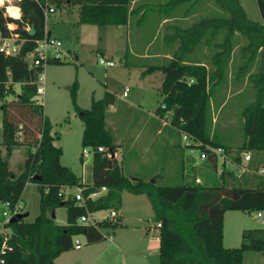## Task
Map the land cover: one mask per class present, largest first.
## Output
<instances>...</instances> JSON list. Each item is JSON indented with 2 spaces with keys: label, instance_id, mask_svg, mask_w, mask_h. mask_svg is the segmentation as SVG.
I'll return each mask as SVG.
<instances>
[{
  "label": "trees",
  "instance_id": "16d2710c",
  "mask_svg": "<svg viewBox=\"0 0 264 264\" xmlns=\"http://www.w3.org/2000/svg\"><path fill=\"white\" fill-rule=\"evenodd\" d=\"M255 1L260 22L249 19L239 0H166L153 6L157 14H163L165 23L177 19L180 10L183 16L193 14L203 3H212L218 9L186 27L166 25L162 44L172 50L162 63L141 59L130 63L142 68L143 74L161 72L162 100L155 116L167 120L179 137L181 134L189 137L191 144L184 148L205 151L208 155L205 161L213 169V179L197 183L196 178L191 182L183 178L175 186L157 185L155 179L146 181L126 176L122 164L97 151L112 148L116 152L114 137L106 127L107 111L115 105L116 96L104 91L101 99L92 98L89 109L81 110L75 103L77 84L74 82L70 92L74 111L82 122L81 147L92 152L91 183H82L81 178L60 164L62 151L54 144L58 137L44 115L43 106L34 100L38 77L44 67L29 66L25 61L45 36L42 11L45 5L55 10L66 5L76 7L79 25L119 27L128 26L131 18L141 11L132 8L134 0H19L16 4L20 9L19 19L8 17L4 7H0V38L17 35V43L21 42L17 55L6 57L0 53L1 146L4 149V154L0 151V205L8 204L10 210L18 208L23 215L14 224H6L10 231L6 239L0 236V260L4 264H54L61 254L74 249L76 236H84L88 245L104 241L100 229L119 226V219L94 225L80 224L78 220L101 211L120 210L122 191L147 196L155 212L154 221L160 225V264H243L246 251L264 252V230L261 229L244 230L237 248L223 246V221L227 211H264V174L258 175L256 186L234 184L239 181L234 171L223 163L217 174V157L207 149L229 151L215 140L210 111L211 100H217V90L227 92V75L234 73L233 86L247 79L254 89V101L241 113L243 140L233 161L240 164V154L249 153V167H253V157H259L258 169L264 171V0ZM138 22L142 23V19ZM30 27L34 29L33 36L28 35ZM153 37L147 41L152 42ZM128 55L132 56L126 51V64ZM47 64L64 63L52 59ZM255 64L256 71H253ZM15 84L21 86L20 95L14 101H5ZM216 105L221 107L222 103ZM20 146L27 148L26 157L14 173L8 161L12 151ZM29 183L36 184L40 191V214L31 223L24 221L27 214H22L18 206ZM101 187L107 189L106 194L97 200L87 199L89 193ZM67 188L80 189L85 204L80 205L74 196H66ZM60 207L65 209V225H58L51 218Z\"/></svg>",
  "mask_w": 264,
  "mask_h": 264
},
{
  "label": "rangeland",
  "instance_id": "374dc122",
  "mask_svg": "<svg viewBox=\"0 0 264 264\" xmlns=\"http://www.w3.org/2000/svg\"><path fill=\"white\" fill-rule=\"evenodd\" d=\"M166 0H134L133 9L140 8V12L131 18L129 30L122 38H115L113 26H91L75 24L76 7L65 6L56 9L46 20V28L51 31V38L61 42L60 48L62 65L47 64L38 79L39 86L43 87V94L36 95L35 101L43 106L44 115L50 120L53 133L58 137L55 146L62 151L60 164L69 168L84 184L91 183L92 152L85 148L88 156L83 153L81 147L82 122L74 111L70 87L77 84L75 103L81 110L90 108L92 98L99 100L104 91L113 93L117 98L119 93L128 88L129 99L144 103L145 113L136 109H127L122 103L110 108L107 119L113 121L112 135L114 141L122 143L116 145V160L122 164L123 173L126 176L136 177L151 181L155 179L157 185L175 186L181 184L183 178L191 182L199 178L203 182L214 178V172L206 161L199 160L198 149L184 148V142L177 134H173L171 143L167 145V135L156 134L153 126H143L141 123L151 113V102L156 108L161 104V96L155 91L145 92L143 86L156 88L160 86L161 74L159 71L143 74V69L133 66L132 56L128 55L125 63V50L129 53L131 46L137 41H147L153 37L149 49H159L170 56L172 48L163 46L166 25L177 24L186 27L201 16H207L218 9L212 3H203L193 13V16H183V10L178 12L177 19L163 22V14H157L153 7L157 3ZM245 9L249 19L260 22L261 18L255 0H239ZM16 0L4 2L6 8L16 7ZM151 5V6H150ZM188 6V5H187ZM185 6V8L187 7ZM156 7V6H155ZM184 7H181L183 9ZM145 12L142 18V13ZM12 18V17H11ZM14 19V18H13ZM142 19V23L138 22ZM13 29V28H9ZM242 41L239 42V45ZM137 48L136 46H134ZM124 55V56H123ZM98 57L114 64L113 68L99 65ZM31 63V57L26 58ZM257 64L252 68L256 71ZM227 92L217 90L215 98L211 100L212 132L215 133L216 142L228 147L225 156L229 161L237 155L242 140L241 113L246 106L254 101V89L244 79L237 87L232 84L234 73L227 75ZM13 92L5 97V101L11 102L17 99L21 93V86L15 84ZM221 104V107L217 106ZM0 101V109H1ZM149 110V111H148ZM154 110V109H153ZM167 121V120H165ZM164 122V121H163ZM169 122H166V125ZM1 110H0V151L1 146ZM181 145V147H180ZM179 146V147H177ZM27 148L17 147L9 158V169L17 173L19 166L26 157ZM253 157V156H252ZM250 168V162L242 167L229 165L239 180L234 184L256 186L258 158ZM258 159V160H257ZM217 174L221 171V159L218 158ZM257 161V162H256ZM183 163V164H182ZM234 164V163H233ZM122 166V165H121ZM226 167V165H225ZM246 181V182H245ZM77 189H65L66 196H74ZM40 191L36 184L29 183L25 186L18 206L22 214H27L24 221L31 223L40 214ZM6 210L0 205V213ZM120 225L116 227H102L101 234L105 240L88 245L84 236H76L73 243L79 241L80 250H71L61 254L55 259L54 264H160L158 256V228L154 221L155 212L145 194H131L127 191L121 193ZM258 213L261 219H258ZM108 211L93 214L95 221H101ZM55 223L65 225V209L60 207L54 211ZM0 221L2 218L0 216ZM106 221V220H103ZM115 222L117 219L114 220ZM2 227L0 226V232ZM264 230V211L238 212L227 211L223 221V246L225 248H237L241 244V234L244 230ZM243 264H264V252L246 251L243 256Z\"/></svg>",
  "mask_w": 264,
  "mask_h": 264
},
{
  "label": "built area",
  "instance_id": "2783aa9c",
  "mask_svg": "<svg viewBox=\"0 0 264 264\" xmlns=\"http://www.w3.org/2000/svg\"><path fill=\"white\" fill-rule=\"evenodd\" d=\"M42 11H43L44 19L46 21L51 14L55 13L56 10L52 6L47 7V5H45L42 8ZM17 39H18L17 35H12L11 37L5 38V39L0 38V53L6 57L17 55L20 52V48H21V42L17 43ZM61 47H62V44L60 41H58L57 39H53L49 35L45 34V36L40 41L37 42L36 48L34 49V51L25 57V61H26V58L29 56V57H31V63H28L29 66L32 65V66H43L44 67L52 59L61 60V55L59 52ZM98 63H99V65H102L104 67H113V65H114L112 62L105 61V59L102 57H98ZM40 76L38 77V79L40 78ZM39 85L40 84H38L37 88H36V95H42L43 94L42 84H41V86H39ZM128 91H129L128 88H126L124 90V92L122 94L123 98L127 97ZM181 139L184 142V147H187L191 144V140L185 134H181ZM207 149L211 154L215 155L217 157V159L220 158L221 162H222L221 165L224 163L227 168L229 165H233L236 167L238 165V167L239 166L242 167L243 165L248 164L251 161V156L249 153H241L240 154V159H241L240 164H237L236 162L229 161V159L225 156V151L223 149L211 148V147H207ZM97 151L99 153H105V156L110 160H116L117 154L112 148H110V149L98 148ZM83 153L86 156H88V153L86 152V150H83ZM207 156L208 155L205 151H203V152L200 151L199 160L204 162L207 159ZM256 174L259 176H262L264 174L263 169H261V168L258 169L256 171ZM196 182L198 183L200 181L196 180ZM106 192H107V189L105 187H101L98 191L89 193L87 195V199L97 200L99 197L106 194ZM74 198L80 205L85 204L86 199H85V197H84V195L80 189L76 190ZM1 206L3 208H5L6 210H2L0 213V216L2 218V221H0V226L2 227L1 232H0V236H2L4 239H6L10 234L9 229L6 228V224L9 223L11 218L20 214V212H19L18 208H15L14 210H10L8 204H2ZM118 217H119L118 210L112 209V210H108L107 216L104 217L102 220L114 221L115 219H118ZM257 217H258V219H261V214L258 213ZM78 223L94 225L96 223V221L90 219L89 216H82L79 218ZM156 226H157V228H159L160 225L157 224ZM80 248H81L80 242L75 241L74 249L79 250ZM0 264H4L2 260H0Z\"/></svg>",
  "mask_w": 264,
  "mask_h": 264
},
{
  "label": "crops",
  "instance_id": "0c3cea01",
  "mask_svg": "<svg viewBox=\"0 0 264 264\" xmlns=\"http://www.w3.org/2000/svg\"><path fill=\"white\" fill-rule=\"evenodd\" d=\"M17 1H19V0H16V2ZM7 2H9V1H7ZM76 15H77V9H76ZM191 16H193V14L191 15ZM77 21H78V15L76 16V18H75V24H78L77 23ZM130 25V24H129ZM129 25L128 26H119V27H114L115 28V38H122V36L124 35V34H127L128 33V30H129ZM45 34L46 35H49L50 37H51V31L50 30H48L47 28H46V26H45ZM152 44V42H149V41H137L136 40V43H134L132 46H131V48H130V51H129V53L132 55V56H134L135 58H133L132 57V62H135L136 61V59H141V60H152V62L153 63H162L165 59H168L170 56L168 55V54H166L165 52H161V50H159V49H149L148 47H149V45H151ZM134 46H136L137 48H135ZM125 53H126V50H125ZM125 53H124V55H125ZM123 55V56H124ZM113 67H114V65H113ZM113 67H110V68H113ZM160 74H161V72H160ZM162 80H163V76H162V74H161V83H160V86H157L156 88H152V87H146V86H143L141 89H143L145 92H152V93H154L155 91L159 94V89H160V87H161V84H162ZM44 92V91H43ZM104 93V92H103ZM129 93L130 92H128V95H127V97L126 98H123L122 97V94H123V92L120 94L119 93V96H118V98L116 97V103H115V105L114 106H112V107H110V108H113V107H115L116 105H117V102H119V103H122L123 105H124V107L125 108H127V109H136V110H139V111H141L142 113H145L144 112V110H143V108H145L144 106H142V105H144V103L142 102V104H141V102L140 101H138V102H135L134 100H130V101H126V99H129ZM160 95V94H159ZM162 98V97H161ZM151 106H150V108L152 109L151 111V113H146V115L148 116V118L147 119H144L143 121H142V125L145 127V126H153L154 127V129H155V131H156V134H164L165 133V135H167L168 137H166L165 138V140H166V142H167V145L169 144V143H171L170 141H171V138H172V136H173V134L175 133L176 134V132H175V130L170 126V125H166V122L167 121H165V120H162V119H159L158 117H156L155 116V109L157 108H154L153 107V105H154V103L153 102H151V104H150ZM109 108V109H110ZM154 109V110H153ZM149 111V110H148ZM108 113H110V110H108L107 111V114ZM164 121V122H163ZM169 124V123H168ZM106 127L112 132L113 130H112V127H113V121H109L108 119H107V115H106ZM115 144L116 145H121L122 146V143H119L118 141H116L115 142ZM123 147V146H122ZM258 159H260V158H258ZM257 159V160H258ZM252 161H254V158H253V160ZM122 168H123V160H122ZM131 178H136V177H131ZM196 180H199L200 181V179L199 178H197ZM118 212H119V217H118V219H120L121 218V216H120V211L118 210ZM95 214V213H94ZM92 216H93V214L92 215H90L89 216V218L90 219H92L93 220V218H92ZM107 216V215H106ZM95 221V220H94ZM101 221H103V220H101ZM101 221H96V223H98V222H101ZM159 234V233H158ZM223 239H224V237H223ZM158 240H159V235L157 236V242H158ZM228 248V247H227ZM230 248V247H229ZM76 250V249H75ZM80 250V249H79ZM55 261V260H54Z\"/></svg>",
  "mask_w": 264,
  "mask_h": 264
},
{
  "label": "clouds",
  "instance_id": "9594fccd",
  "mask_svg": "<svg viewBox=\"0 0 264 264\" xmlns=\"http://www.w3.org/2000/svg\"><path fill=\"white\" fill-rule=\"evenodd\" d=\"M4 4V0H0V6H3ZM7 12L9 15H11L13 18L15 19H19L20 18V9L19 8H14V7H9L7 9ZM9 27H13L12 25H9Z\"/></svg>",
  "mask_w": 264,
  "mask_h": 264
},
{
  "label": "water",
  "instance_id": "95a60500",
  "mask_svg": "<svg viewBox=\"0 0 264 264\" xmlns=\"http://www.w3.org/2000/svg\"><path fill=\"white\" fill-rule=\"evenodd\" d=\"M28 35L29 36H33L34 35V29H33V27H30V29L28 30ZM34 179H40V178L39 177H34ZM22 216L23 215H21V214L16 215L15 217H13V218L10 219L9 223L10 224H14L18 219L22 218ZM51 218L52 219H55L54 213H52Z\"/></svg>",
  "mask_w": 264,
  "mask_h": 264
},
{
  "label": "bare ground",
  "instance_id": "6f19581e",
  "mask_svg": "<svg viewBox=\"0 0 264 264\" xmlns=\"http://www.w3.org/2000/svg\"><path fill=\"white\" fill-rule=\"evenodd\" d=\"M7 1H9V0H4V2H7ZM9 7H11V6H9ZM9 7H7L6 8V10L9 8ZM13 7V6H12ZM14 8H16V7H14ZM10 17H12L11 15H10ZM13 18V17H12ZM15 19V18H14Z\"/></svg>",
  "mask_w": 264,
  "mask_h": 264
}]
</instances>
